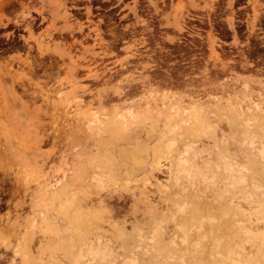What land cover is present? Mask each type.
Segmentation results:
<instances>
[{
  "label": "rangeland",
  "instance_id": "rangeland-1",
  "mask_svg": "<svg viewBox=\"0 0 264 264\" xmlns=\"http://www.w3.org/2000/svg\"><path fill=\"white\" fill-rule=\"evenodd\" d=\"M236 1L0 0V264H264V74L216 33Z\"/></svg>",
  "mask_w": 264,
  "mask_h": 264
},
{
  "label": "flooded vegetation",
  "instance_id": "flooded-vegetation-1",
  "mask_svg": "<svg viewBox=\"0 0 264 264\" xmlns=\"http://www.w3.org/2000/svg\"><path fill=\"white\" fill-rule=\"evenodd\" d=\"M237 0V5L231 12L234 14L235 19L232 25H227L225 29L219 27L216 32L222 39L220 40L224 53H232L231 57L236 58L232 61L238 68L241 65L250 67L253 71H259L264 74V16L261 17L257 23H252L253 11L248 0ZM227 6L222 5L219 14L225 11ZM201 26H209L206 19H192ZM221 18L218 21H224ZM194 37L198 39L205 38L202 33H207V30L202 27H197L195 24ZM191 37V35H187ZM227 39V40H225ZM188 43H190L188 41ZM187 43H183L185 47Z\"/></svg>",
  "mask_w": 264,
  "mask_h": 264
},
{
  "label": "bare ground",
  "instance_id": "bare-ground-1",
  "mask_svg": "<svg viewBox=\"0 0 264 264\" xmlns=\"http://www.w3.org/2000/svg\"><path fill=\"white\" fill-rule=\"evenodd\" d=\"M28 66L30 67L31 70L34 68V67L31 68V64H28ZM141 83L144 84L145 81H141ZM117 90H121V88H118ZM115 92H117V91H115ZM117 93L118 94H122L121 91L117 92ZM201 118H202V116H201ZM157 164H158V162H157ZM69 187H71L70 181L69 180H64L61 183L58 182L54 188H52V187L47 188L44 191V194L51 200V202H57V203H60L61 206H64V205L69 204L72 201H74L73 195L72 196H67L68 191H69ZM40 219H41V223H43V224H46L48 222V220H47L48 218H47L46 215H42L40 217ZM18 250L20 251V248H17V251ZM14 254H15V252H14ZM22 256H23V258L21 259V263L20 264H29V255H27V253H25ZM10 262L13 263L14 260L12 259Z\"/></svg>",
  "mask_w": 264,
  "mask_h": 264
}]
</instances>
